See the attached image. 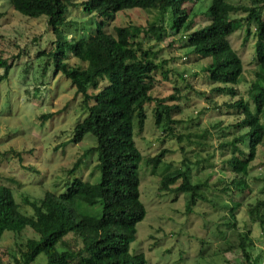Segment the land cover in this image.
I'll list each match as a JSON object with an SVG mask.
<instances>
[{
	"label": "trees",
	"instance_id": "1",
	"mask_svg": "<svg viewBox=\"0 0 264 264\" xmlns=\"http://www.w3.org/2000/svg\"><path fill=\"white\" fill-rule=\"evenodd\" d=\"M198 1L85 0L81 6L84 13H96L100 19H112L119 11L133 8L157 10L160 20L164 21L168 15L174 16L171 29L187 31L184 41L192 48V54L209 59L205 71L210 81L218 84L214 90L233 96L237 95L235 86L244 80V62L230 36L237 31L239 23H247L246 39L251 35L256 38V68L248 93L252 105L244 98L225 103L241 115L232 125L241 133L221 143L219 148L222 152L228 150L225 163L233 175L221 192L228 196L234 193L245 196L250 192L246 177L264 143V0H248L249 5L211 0L206 14L209 23L193 30L195 16L188 19L192 13L189 5ZM7 2L25 16L47 18L56 37L54 47L39 50L36 56L45 57L44 64L54 61L56 72H61L75 86L76 95L81 97L79 106L88 111L87 116L76 123L73 140L81 142L91 133L96 144L76 159L69 173H76L86 156L96 152L95 172H100L95 183L89 177H77L60 194L46 191L40 199L24 195L23 203L31 213L23 210L12 187L0 182V239L6 232L15 238L31 232L15 241L13 264H148L143 252L131 251L137 224L147 214L140 192L139 165L143 154L134 138V121L138 120L141 134L147 117L146 105L155 104V122L163 131L173 132L172 124L177 123L174 116L180 113L181 106L170 102L179 99L174 94L165 98L152 94L163 62H158L157 52L144 47L142 41L151 36L163 40L167 33L165 26L121 24L115 27L114 34L102 26L88 32L83 27L82 33L75 37L68 34L74 24L67 20L70 7L76 4L74 0ZM238 13L246 15L234 17ZM11 66L7 59L0 58V68H4L6 74ZM54 115L52 111L41 114L40 118ZM166 152L167 149H163L144 161L147 165H158ZM178 181L179 185L173 186ZM207 185L208 181L193 183L189 167L167 171L158 183L161 193L189 192V210L202 198L201 190ZM80 199L88 200L90 205L101 204V215L81 213L77 208ZM239 206L240 202L235 203L233 212ZM247 214L253 223L263 227L264 198L258 197L249 203ZM229 224L234 226L235 222ZM251 233L250 229L238 231L237 247L241 248L247 264H264V251L255 258H251L248 251L255 245Z\"/></svg>",
	"mask_w": 264,
	"mask_h": 264
},
{
	"label": "rangeland",
	"instance_id": "2",
	"mask_svg": "<svg viewBox=\"0 0 264 264\" xmlns=\"http://www.w3.org/2000/svg\"><path fill=\"white\" fill-rule=\"evenodd\" d=\"M83 1L74 0L76 6L68 12L67 20L74 24L68 33L71 36L78 37L83 27L88 32L99 26L114 34L115 27L121 24L155 23L165 26L167 31L161 41L153 36L142 41L144 47L157 52L156 60L163 62L152 94L164 98L174 94L179 100L170 103H178L181 110L174 116L177 123L172 124L173 132H165L156 124L155 104L146 105L147 117L141 134L138 120L134 121V138L143 154L139 165L140 192L147 214L137 224L131 251L143 252L148 264H247L237 247L238 231H252L255 245L248 249L251 258L264 251V226L253 223L247 214L249 203L264 198V143L246 177L250 192L245 196L221 192L233 175L225 163L228 150H219L221 143L241 133L232 127L241 115L225 103L244 98L252 105L248 93L256 68V38L251 35L246 39L247 23H239L230 36L244 62V80L235 86L237 95L233 96L214 90L218 84H213L205 71L209 59L192 54V48L184 41L187 31L171 29L174 16L168 15L164 21L157 10L133 8L119 11L115 18L100 19L96 13H84ZM232 1L249 5L248 0ZM210 4L211 0H199L189 5L192 13L188 19L195 16L193 30L209 23L206 14ZM245 15L238 13L234 17ZM54 39L46 17L25 16L7 0H0V58L12 64L7 74L0 68V182L12 187L23 210L29 213L31 209L23 203L24 195L40 199L46 191L65 192L77 177H89L94 183L100 178L99 170L95 172L97 152L88 154L76 173H69L76 159L96 144V138L87 133L81 142H74V127L88 111L79 106L81 97L76 95L75 86L61 72H56L54 61L44 64L46 58L36 56L39 50L52 49ZM52 111L53 117L40 118ZM163 149L167 152L160 164H146V157ZM179 167L190 168L193 183L208 181L201 190L202 198L190 210L189 192L161 193L158 187L163 174ZM237 202L240 206L233 212ZM77 208L92 216H100L102 212L101 204L90 205L86 199H80ZM232 222L234 226L229 224ZM29 234L25 232L15 238L4 233L0 239V264H13L15 241ZM67 239L71 243V236Z\"/></svg>",
	"mask_w": 264,
	"mask_h": 264
}]
</instances>
